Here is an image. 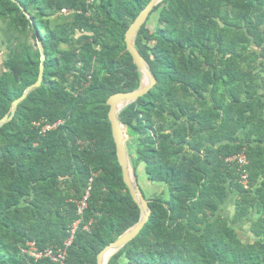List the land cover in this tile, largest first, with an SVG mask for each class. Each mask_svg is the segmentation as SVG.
<instances>
[{
	"label": "trees",
	"instance_id": "1",
	"mask_svg": "<svg viewBox=\"0 0 264 264\" xmlns=\"http://www.w3.org/2000/svg\"><path fill=\"white\" fill-rule=\"evenodd\" d=\"M151 1L0 0V120L45 67L0 128V264L72 237L66 264H98L139 223L108 100L142 85L125 37ZM134 45L157 84L118 116L152 215L108 264H264V0H164Z\"/></svg>",
	"mask_w": 264,
	"mask_h": 264
},
{
	"label": "water",
	"instance_id": "2",
	"mask_svg": "<svg viewBox=\"0 0 264 264\" xmlns=\"http://www.w3.org/2000/svg\"><path fill=\"white\" fill-rule=\"evenodd\" d=\"M164 0H152L149 5L140 13L138 18L130 26L126 33L125 42L127 44V50L133 57V61L137 65L139 71L142 74V85L139 89L130 93H119L113 95L108 100V106L110 107L109 119L112 124L113 137L116 142L118 161L122 167L123 179L127 185L129 192L138 205L141 211V218L137 225L129 229L119 240L106 247L98 257V264H108L110 258L116 253L124 249L131 241L137 238L140 231L143 230L148 223L151 215L152 208L148 204V200L145 198L141 187L138 182L135 169L132 167L129 153L127 150V144L130 143L128 128L120 122L119 113L127 107L130 103L137 101L140 97L148 94L157 84V79L151 69L149 63L141 56V54L135 48V38L140 31L141 27L146 23L149 15L154 10L155 6ZM42 54L44 48L40 44ZM44 63L41 65L40 75L37 83L29 87L25 94L18 100H16L10 110V113L0 120V128L11 122L14 118L18 106L22 103L30 92L41 87L44 77Z\"/></svg>",
	"mask_w": 264,
	"mask_h": 264
},
{
	"label": "built area",
	"instance_id": "3",
	"mask_svg": "<svg viewBox=\"0 0 264 264\" xmlns=\"http://www.w3.org/2000/svg\"><path fill=\"white\" fill-rule=\"evenodd\" d=\"M46 129H52L51 126H47ZM235 160L239 163V171H241V168H244V166L247 164V159L244 155L238 156L235 158ZM241 179L243 180L242 183L247 186L248 185V176L246 173L242 174ZM89 194L87 197L81 202L79 206V212L82 213L85 208H87L86 201L88 200ZM73 242V237L65 243L63 248H51L47 249L43 252H37L35 251V246L31 245V252L36 257L37 260L48 258L52 262L56 264H66V256H67V248L70 247V245Z\"/></svg>",
	"mask_w": 264,
	"mask_h": 264
},
{
	"label": "rangeland",
	"instance_id": "4",
	"mask_svg": "<svg viewBox=\"0 0 264 264\" xmlns=\"http://www.w3.org/2000/svg\"><path fill=\"white\" fill-rule=\"evenodd\" d=\"M5 28H6V25L4 23L0 22V39L1 40H2V36H4ZM0 53H1L0 58L2 60H5V58L7 57V54H8V50H7V47L5 45L0 46ZM144 168H145V166H141V169L139 170V174H140V178H141V184L143 183V188L145 189V191L150 193V187L148 186V181H147L146 176H145ZM156 186L159 187L158 184H156ZM246 229H247L246 232H250L249 227H247Z\"/></svg>",
	"mask_w": 264,
	"mask_h": 264
},
{
	"label": "crops",
	"instance_id": "5",
	"mask_svg": "<svg viewBox=\"0 0 264 264\" xmlns=\"http://www.w3.org/2000/svg\"><path fill=\"white\" fill-rule=\"evenodd\" d=\"M263 92H264V90L260 89V93L263 94ZM144 172H145V169H144ZM232 209H233L232 206H230V205L226 206L225 213L227 215H229L230 212L232 211ZM247 227L248 226H246V225H243L242 227H239L238 228V234H239L240 238H242L245 242L249 243V242H252L253 237H252L251 232H246V230H247L246 228Z\"/></svg>",
	"mask_w": 264,
	"mask_h": 264
}]
</instances>
